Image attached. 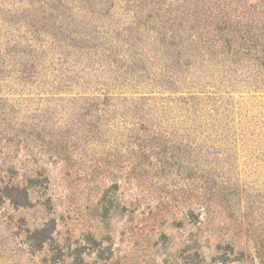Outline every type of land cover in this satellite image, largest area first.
I'll return each mask as SVG.
<instances>
[{"label": "rangeland", "instance_id": "obj_1", "mask_svg": "<svg viewBox=\"0 0 264 264\" xmlns=\"http://www.w3.org/2000/svg\"><path fill=\"white\" fill-rule=\"evenodd\" d=\"M0 264H264V0H0Z\"/></svg>", "mask_w": 264, "mask_h": 264}]
</instances>
